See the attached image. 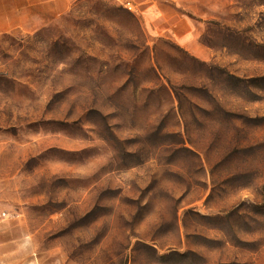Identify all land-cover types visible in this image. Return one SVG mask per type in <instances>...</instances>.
<instances>
[{"label": "rangeland", "instance_id": "1", "mask_svg": "<svg viewBox=\"0 0 264 264\" xmlns=\"http://www.w3.org/2000/svg\"><path fill=\"white\" fill-rule=\"evenodd\" d=\"M0 264H264V0L1 35Z\"/></svg>", "mask_w": 264, "mask_h": 264}, {"label": "crops", "instance_id": "2", "mask_svg": "<svg viewBox=\"0 0 264 264\" xmlns=\"http://www.w3.org/2000/svg\"><path fill=\"white\" fill-rule=\"evenodd\" d=\"M66 0H0V36L17 30H32L58 15Z\"/></svg>", "mask_w": 264, "mask_h": 264}, {"label": "built area", "instance_id": "3", "mask_svg": "<svg viewBox=\"0 0 264 264\" xmlns=\"http://www.w3.org/2000/svg\"><path fill=\"white\" fill-rule=\"evenodd\" d=\"M127 6H128V8H132V6L129 2H127Z\"/></svg>", "mask_w": 264, "mask_h": 264}]
</instances>
